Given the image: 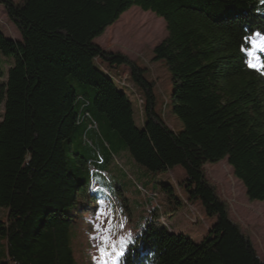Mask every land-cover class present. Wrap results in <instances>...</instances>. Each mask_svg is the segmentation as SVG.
Returning a JSON list of instances; mask_svg holds the SVG:
<instances>
[{
    "label": "trees",
    "instance_id": "1",
    "mask_svg": "<svg viewBox=\"0 0 264 264\" xmlns=\"http://www.w3.org/2000/svg\"><path fill=\"white\" fill-rule=\"evenodd\" d=\"M0 4L20 35L0 27V78L6 77L0 81V206L8 208L0 218L8 260L0 264H78L72 213L78 196L87 194L88 167L105 162L96 159L93 140L102 141L109 157L113 145L126 147L155 172L183 167L177 186L217 217L195 241L154 210L120 264H264L203 167L226 159L248 197L264 202V76L240 51L244 36L264 32L260 0ZM134 5L147 11L137 18L146 26L150 11L166 22L168 35L154 47V59L171 73L172 109L184 124L179 131L157 108L148 68L95 42ZM137 90L141 122L131 99ZM161 186L178 198L168 180Z\"/></svg>",
    "mask_w": 264,
    "mask_h": 264
},
{
    "label": "rangeland",
    "instance_id": "2",
    "mask_svg": "<svg viewBox=\"0 0 264 264\" xmlns=\"http://www.w3.org/2000/svg\"><path fill=\"white\" fill-rule=\"evenodd\" d=\"M14 1L22 5L30 0ZM145 12L137 5L132 6L95 42L106 50L138 59L148 68V76L156 81L157 108L163 112L168 123L179 131L184 124L172 109L171 73L163 60L154 59V47L168 35L167 25L162 17L150 11V25L146 26L144 20L137 19ZM0 27L6 35L20 38L19 30L8 18L2 4ZM257 55L264 59L262 53L258 52ZM108 67L111 74H116L113 67ZM123 71V75L127 76L128 70L123 68ZM5 78H0V81ZM131 99L136 119L141 122L140 106L143 99L140 91L137 90ZM93 143L96 159L105 162H94V166L88 167L87 175L91 182L87 194L78 196V205L72 213V245L78 264H103L104 261L107 264H120L121 257H115V252L121 250L120 241H127L123 249L125 253L154 210L159 219L170 225L172 230L182 231L195 241H200L208 233L217 217L208 215L199 202H190L184 191L177 186L179 180L186 176L183 167L155 172L136 161L126 147L113 145L114 156L109 157L102 141L93 140ZM203 167L207 180L227 203L230 218L249 237L259 259L264 262V202L248 197L243 182L236 177L232 165L226 159L218 162L204 161ZM162 180H168L173 185L181 204L177 202L178 198L165 192L161 186ZM153 192L157 193L152 197ZM7 213L8 208L0 206V218L5 219ZM102 236L110 237L107 242L110 255H103L99 251L104 246ZM0 260H8L7 240L2 235Z\"/></svg>",
    "mask_w": 264,
    "mask_h": 264
},
{
    "label": "snow or ice",
    "instance_id": "3",
    "mask_svg": "<svg viewBox=\"0 0 264 264\" xmlns=\"http://www.w3.org/2000/svg\"><path fill=\"white\" fill-rule=\"evenodd\" d=\"M261 4H264V0H260ZM242 43L240 46V51L245 54L246 59L245 63L246 65L254 69L258 72H260L262 75H264V59L261 58V56L257 55L258 52L264 53V32L256 31L251 33L250 35H246L242 38ZM99 228V225L97 226ZM110 237L108 236H102L101 240L104 246H101L99 248V251L103 255H110V253L107 250V242L109 241ZM126 240L120 241V251L115 252V257L118 259L119 257L123 256L124 252V246L126 245ZM113 251H115L113 247ZM103 264H107L106 261L103 262Z\"/></svg>",
    "mask_w": 264,
    "mask_h": 264
},
{
    "label": "built area",
    "instance_id": "4",
    "mask_svg": "<svg viewBox=\"0 0 264 264\" xmlns=\"http://www.w3.org/2000/svg\"><path fill=\"white\" fill-rule=\"evenodd\" d=\"M128 76H129V73H128L127 76H124V75H123V79H124V81L127 79Z\"/></svg>",
    "mask_w": 264,
    "mask_h": 264
}]
</instances>
